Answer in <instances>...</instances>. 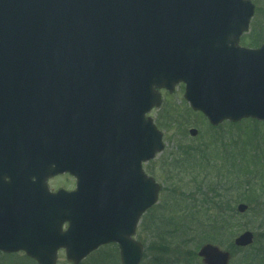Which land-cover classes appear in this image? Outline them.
<instances>
[{"label":"water","instance_id":"water-1","mask_svg":"<svg viewBox=\"0 0 264 264\" xmlns=\"http://www.w3.org/2000/svg\"><path fill=\"white\" fill-rule=\"evenodd\" d=\"M254 11L251 0H0V250L56 264L64 247L79 263L118 242L122 264H140L133 236L161 190L143 162L165 146L147 113L161 106V88L185 82V98L215 126L264 120V44H238ZM85 90L100 92L87 97L111 118L84 110ZM38 169L43 180L66 170L79 178L80 218L65 191L38 189ZM253 241L246 230L234 244ZM199 256L229 264L232 255L206 243Z\"/></svg>","mask_w":264,"mask_h":264},{"label":"rangeland","instance_id":"rangeland-1","mask_svg":"<svg viewBox=\"0 0 264 264\" xmlns=\"http://www.w3.org/2000/svg\"><path fill=\"white\" fill-rule=\"evenodd\" d=\"M252 1L256 5V12L251 19L249 30L244 32L241 40L243 44L250 43V45H255L258 40L264 39V0ZM184 93L185 87L183 84H179L172 93L163 90L161 107L153 109L149 113L154 117L156 124L164 133L165 149L144 164L146 172L162 185V189L157 204L142 215L134 236L145 247L144 256L140 264H203L202 259L198 256V250L202 244L196 245L199 244L198 242L201 238L196 236V234L189 236L186 232L177 230L188 218V213L185 215L180 213L171 219L177 210L185 208L183 205L177 206L175 204L174 196L179 197L177 195L185 194L192 187L189 183L192 174L188 172L189 170L186 167L196 168V174L204 172V164L188 166V161L180 153L179 148L181 146L196 147L209 146L210 144V157L214 158L217 157V149L229 148L226 137L227 140L234 137L241 149V154L243 153V146L246 148V144L252 152L258 146L257 149L262 154L258 167L264 170L263 121L253 123L254 121L248 118L235 125L224 121L214 130L210 127L208 120L201 116L203 115L202 113L198 114L199 112L191 110ZM186 118H188L187 123H183ZM192 127L198 129L197 136L189 134V129ZM256 129L257 137L254 139L253 133ZM222 133L225 134L223 139L226 142L224 144L219 140L221 137L216 138ZM249 142L252 143L248 144ZM174 166H177V168ZM211 172H214V170L211 169ZM202 177L200 176V178ZM66 181L64 177L55 178L52 181V186L66 185ZM261 186V181L255 182V187L259 188ZM234 189L236 194L243 193L244 185L242 179L240 183L239 181L234 183ZM173 190L176 191L175 194L172 192ZM240 202L249 204L245 201L235 202L233 214L235 218L234 229L229 231L221 241L218 240L220 243L214 242L222 248L231 251L233 258L230 264H245V261H248V256L254 253L264 254V237L262 235L264 228L261 225L263 224V214L254 211L258 209L253 208L254 206L256 207L255 204H249V210L244 213L238 212L237 205ZM259 208H264V203ZM245 230L254 232L255 240L253 245L246 248H232L229 244L233 243L234 238ZM157 256L159 259H156ZM0 264L37 263L28 259L24 252H19L16 254L0 253ZM57 264L72 263L68 262L65 252L60 251ZM79 264H121L119 247L116 243L105 244L92 252Z\"/></svg>","mask_w":264,"mask_h":264},{"label":"trees","instance_id":"trees-1","mask_svg":"<svg viewBox=\"0 0 264 264\" xmlns=\"http://www.w3.org/2000/svg\"><path fill=\"white\" fill-rule=\"evenodd\" d=\"M224 135L222 133L216 138L221 137L219 140L222 144L228 141L229 148L217 149V157L214 158L210 157V144L209 146L196 147L183 145L179 148L180 153L188 161V166L204 164V172L201 174H196V168L186 167L189 170L188 172L192 174L189 182L192 187L185 194L177 195L179 197L174 196L175 204L177 206L183 205L185 208L177 210L171 218L173 219L174 216L180 213L184 215L188 213V218L177 230L186 232L189 236L196 234L200 237L201 240L197 241L199 243L196 244L197 246L204 242L220 243L218 240L221 241L229 231L234 229V204L237 201L255 204L256 207L253 208L258 209L254 211L263 214V224L261 225L264 228V208H259L264 203V170L258 167L262 154L257 149L258 146L252 152L247 144L246 148L243 146V153L241 154L236 139L232 136L233 138L227 140L226 137L225 141L223 139ZM256 135L257 129L253 133L254 139H256ZM250 143L252 142L248 144ZM174 167L177 168V166ZM211 169L214 172L210 173ZM200 176L203 177L200 178ZM241 179L243 180L244 191L241 194H236L234 183L237 181L240 183ZM260 181L262 186L255 187V182ZM172 192L176 193L175 190ZM262 235L264 237V229ZM229 245L236 248L233 243ZM156 259H159L158 256ZM245 264H264V254L254 253L248 256V261H245Z\"/></svg>","mask_w":264,"mask_h":264},{"label":"flooded vegetation","instance_id":"flooded-vegetation-1","mask_svg":"<svg viewBox=\"0 0 264 264\" xmlns=\"http://www.w3.org/2000/svg\"><path fill=\"white\" fill-rule=\"evenodd\" d=\"M256 47H258V46H256ZM58 177H64L67 180L66 181V185L65 184H61V185H58V186H52V181L55 178H58ZM48 184H49V187L51 188L52 191H56V190H58L60 188H64V189H66L68 191H72V190H74L76 188L77 180L70 173H63V174H59V175L50 177L48 179Z\"/></svg>","mask_w":264,"mask_h":264}]
</instances>
